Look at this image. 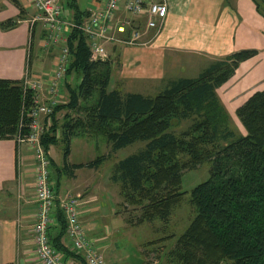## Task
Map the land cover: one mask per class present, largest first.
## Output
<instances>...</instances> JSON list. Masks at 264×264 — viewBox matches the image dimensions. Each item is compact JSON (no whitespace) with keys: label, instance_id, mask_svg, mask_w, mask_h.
<instances>
[{"label":"trees","instance_id":"obj_1","mask_svg":"<svg viewBox=\"0 0 264 264\" xmlns=\"http://www.w3.org/2000/svg\"><path fill=\"white\" fill-rule=\"evenodd\" d=\"M252 1L264 16L260 6L264 0ZM66 4L76 23L90 15L80 10L77 0H66ZM17 24L18 20L10 19L0 27L10 31ZM68 34L71 61L64 79L69 101L59 104L48 118L52 126L42 137L44 150L48 152L60 141L54 120L66 109L79 116H68L63 127L64 170L97 169L107 159L100 156L87 164L70 166L74 137L103 136L112 153L146 142L142 150L117 163L113 176L115 182H121L126 204L142 208L141 224L168 221L187 194L181 192L183 172L209 162V179L191 191L196 216L169 252L170 263L264 264V90L254 93L236 111L245 135L231 130L217 97V89L258 51L236 52L215 62L197 79H177L156 96L146 97L123 93L119 86L111 89L112 62L92 61L87 37L78 30ZM123 35L126 40V32ZM73 75L77 83L67 84ZM33 96L31 91L25 92L23 81L0 79V141L16 140L20 124L29 123ZM193 117L195 123L182 135L169 133L172 120ZM22 130L27 134L26 127ZM51 180L50 176L52 184ZM52 188L55 190L53 184ZM66 228L59 206L56 224L49 232L50 244L65 260L86 264L81 255L63 244Z\"/></svg>","mask_w":264,"mask_h":264},{"label":"crops","instance_id":"obj_2","mask_svg":"<svg viewBox=\"0 0 264 264\" xmlns=\"http://www.w3.org/2000/svg\"><path fill=\"white\" fill-rule=\"evenodd\" d=\"M160 1L148 0L153 3ZM60 2L64 7L65 17L73 20L74 12L67 6L66 0ZM104 2L105 0H94L92 8L83 10L77 0L80 10L89 14L91 10L102 8ZM167 4L168 15L160 35H156L153 29H147L146 14L133 17L125 11V4L118 9L116 22L131 20L133 24L126 29V40L132 37L134 31H140L143 44L138 47L116 42L106 45L108 60L113 66L112 84L117 81L115 87L119 86L123 91L128 84L130 89L126 94L138 93L153 97L160 83L167 84L171 81V84L182 78L179 72L173 76L167 72L168 65L178 63L180 55L189 62L194 60L212 64V61L225 59L241 50L259 52L256 57L240 65V70L244 67L252 69L247 75L237 72L233 78H240L236 92L245 91L257 83L264 72V17L258 13L252 0H167ZM36 14L30 0H0V25L10 19L18 20L16 28L10 31H3L0 27V79L22 82L29 76L47 83L52 78L59 47L45 45V34L41 25L31 23ZM118 37L125 40L123 34ZM260 60L262 64L259 66ZM65 79L59 86L60 104H66L63 101L64 95L68 93ZM71 82L73 83L69 78L67 84ZM74 83H77L76 78ZM150 92L153 93L148 95ZM67 112L60 123L57 115L54 120L57 126L56 135L60 141L48 151L52 164L51 181L57 196L80 197L79 210L83 227L88 237L96 238L100 245L99 250L105 258L103 250L108 245V238L98 229L95 218L81 195L84 190L81 172L86 168L64 170L57 159L59 156L55 146L63 139V127L68 120L65 116L71 115V111ZM48 123L52 124L50 119L45 118L44 124ZM78 139L82 138L74 137L70 142V166L85 164L71 162ZM35 168L34 153L27 145L18 144L15 139L0 141V264H40L33 236L37 212ZM58 207L59 203H56L53 214ZM63 244L70 248L67 239L63 240ZM69 262L77 264L71 259Z\"/></svg>","mask_w":264,"mask_h":264},{"label":"rangeland","instance_id":"obj_3","mask_svg":"<svg viewBox=\"0 0 264 264\" xmlns=\"http://www.w3.org/2000/svg\"><path fill=\"white\" fill-rule=\"evenodd\" d=\"M93 2L94 0H79V5L81 9L86 10L88 8H92ZM260 6L264 12V3L261 2ZM258 13L260 14L259 11ZM260 15L262 16V14ZM223 59L215 60L212 61V64H208L204 62L199 63L194 60L189 62L180 55L178 63L173 64V66L172 63L168 65L169 70H167V72L172 76L174 73L178 74L179 72L180 75H182V78L197 79L204 72L210 69L215 62ZM261 64L262 61L260 60L259 66ZM184 66L189 69H186ZM250 69H252V67ZM250 69L249 67H247V69L244 67L240 70L239 66L231 79L217 89V97L225 111L226 116L229 118L228 125L237 135L246 134V131L236 113L237 109L245 103L238 108L237 106L243 103L247 97L264 90L263 72L257 83L251 85L250 88L245 91L236 92L240 78H233L237 75L238 71L241 74L247 75ZM74 77L77 80L76 75H73L70 78L73 81V83L71 82L73 85L75 84ZM116 82L117 81H113L114 84ZM170 82L171 81L167 84L160 83L157 91L154 92L155 96L164 91L170 85ZM114 84L111 85V89ZM128 89H130V87L126 84L123 89V93L128 92ZM152 93L153 92H150L148 95ZM63 101L66 103L69 101L68 93L64 95ZM61 111L62 110L57 113L58 118H60V120H58L59 123L62 121L65 112L70 110ZM67 114L65 116L66 119ZM70 116L74 119L79 115H77L76 112L71 111ZM195 119L196 117L187 120H172L169 133L177 136L182 135L191 128V126L195 123ZM200 120L201 118L199 117L196 122ZM60 125L61 124H59V126ZM79 137L82 139H78L77 143L74 145L75 149L71 158L72 163L87 164L100 156L107 157V159L97 169L89 170V168H86L82 170L81 180L84 190L82 193L80 192L82 198L84 197L86 200V207L95 218L94 222L97 224L98 229L101 230L104 233V236H107L108 238V245H106V249L103 250L105 254V264H172L168 259L169 252L173 250L177 238L185 232L196 216V209L191 203V191L209 179V170L211 167L210 163L205 162L196 169L183 172L181 192H186L187 194L182 197L180 204L174 208L168 221L161 222L156 220L152 223L145 222L141 224L140 219L143 214L142 208L126 204L125 198L121 193V182H115L113 180V176L114 168L120 160L139 152L146 146L147 143L136 142L116 153H112L111 146L107 143V140L103 136L80 135ZM55 150L59 156L57 159H59L60 163L63 165L65 144L62 141L59 142V144L55 146ZM72 197L77 196L72 195ZM90 239L99 249L100 245L98 241H96V238ZM100 253L103 255L101 251ZM76 263L81 264L79 262ZM223 264H229V262H224Z\"/></svg>","mask_w":264,"mask_h":264},{"label":"built area","instance_id":"obj_4","mask_svg":"<svg viewBox=\"0 0 264 264\" xmlns=\"http://www.w3.org/2000/svg\"><path fill=\"white\" fill-rule=\"evenodd\" d=\"M36 15L31 21L32 25L39 23L45 34L47 47H59V55L54 74L49 82L34 80L25 77L23 89L33 93V106L30 112V121L27 125L20 124V132L16 138L18 144L27 145L34 153L35 160V196L37 212L33 226L35 252L40 264H72L50 244V228L56 223V213L53 208L59 203L66 220V237L70 249L81 255L86 264H105L103 255L94 242L88 237L81 222L79 210L80 197L71 195L57 196L50 183V156L44 150L42 137L51 127L44 124L55 108L60 104L59 86L66 76L70 64V50L67 45L69 32L78 30L83 33L91 48L92 61H106L108 54L105 49L109 43H122L128 46H140L142 32L134 31L129 40H123L118 35L124 34L126 29L132 27L131 20L117 23V12L122 4L125 11L131 16L148 17L147 29L156 31L159 35L165 27L168 4L167 0L148 2V0H105L104 6L91 10L90 15L81 23L66 19L64 7L60 0H30ZM116 22V23H115ZM28 129L23 134L24 128Z\"/></svg>","mask_w":264,"mask_h":264}]
</instances>
